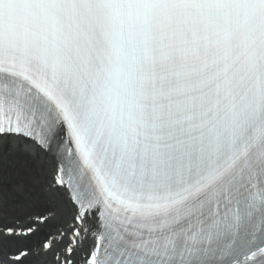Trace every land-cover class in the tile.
I'll use <instances>...</instances> for the list:
<instances>
[{"label":"snow or ice","instance_id":"obj_1","mask_svg":"<svg viewBox=\"0 0 264 264\" xmlns=\"http://www.w3.org/2000/svg\"><path fill=\"white\" fill-rule=\"evenodd\" d=\"M13 148L0 264H264V0H0Z\"/></svg>","mask_w":264,"mask_h":264},{"label":"bare ground","instance_id":"obj_2","mask_svg":"<svg viewBox=\"0 0 264 264\" xmlns=\"http://www.w3.org/2000/svg\"><path fill=\"white\" fill-rule=\"evenodd\" d=\"M9 147L12 146L9 145ZM37 168V162L26 151H17L13 148L11 155L6 158L0 153V181H3L4 185L9 189L22 179L30 183L27 178L35 176ZM25 264H37V262L33 259L32 261H25Z\"/></svg>","mask_w":264,"mask_h":264}]
</instances>
